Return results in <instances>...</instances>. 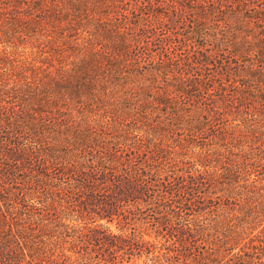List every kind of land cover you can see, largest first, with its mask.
Instances as JSON below:
<instances>
[{
	"label": "trees",
	"instance_id": "1",
	"mask_svg": "<svg viewBox=\"0 0 264 264\" xmlns=\"http://www.w3.org/2000/svg\"><path fill=\"white\" fill-rule=\"evenodd\" d=\"M0 264H264V0H0Z\"/></svg>",
	"mask_w": 264,
	"mask_h": 264
}]
</instances>
